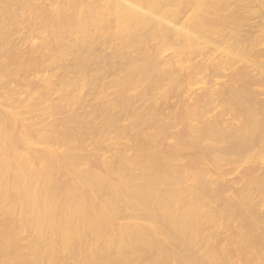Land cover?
<instances>
[{
  "label": "bare ground",
  "instance_id": "1",
  "mask_svg": "<svg viewBox=\"0 0 264 264\" xmlns=\"http://www.w3.org/2000/svg\"><path fill=\"white\" fill-rule=\"evenodd\" d=\"M0 264H264V0H0Z\"/></svg>",
  "mask_w": 264,
  "mask_h": 264
},
{
  "label": "rangeland",
  "instance_id": "2",
  "mask_svg": "<svg viewBox=\"0 0 264 264\" xmlns=\"http://www.w3.org/2000/svg\"><path fill=\"white\" fill-rule=\"evenodd\" d=\"M258 10L260 11H257V13H248L245 11L242 13L241 17L245 23V32L254 33L256 31L258 24L261 22L262 15L261 9ZM112 98H115V95Z\"/></svg>",
  "mask_w": 264,
  "mask_h": 264
}]
</instances>
